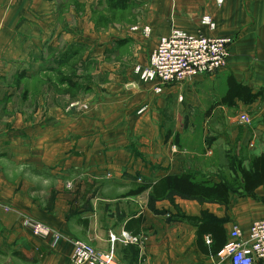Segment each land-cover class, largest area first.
Listing matches in <instances>:
<instances>
[{"label":"crops","instance_id":"obj_1","mask_svg":"<svg viewBox=\"0 0 264 264\" xmlns=\"http://www.w3.org/2000/svg\"><path fill=\"white\" fill-rule=\"evenodd\" d=\"M94 1L79 0L83 14L77 0H0V264H69L76 240L108 251L110 234L119 239L115 251L122 264H230L200 250L203 214L223 221L226 244L236 225L248 235L254 222L264 220V186L252 193L232 189L228 205L177 195L153 201L151 190L130 192L184 173L201 179L214 151L205 152L203 133L192 131L189 120L186 125L177 113L173 119L171 106L194 101L196 90L208 95L217 80L222 93L212 96V111L249 113L253 123L244 124L243 137L252 157L264 154V0H145L152 51L173 27L193 36L230 37L228 67L161 94L153 83L127 85L118 78L91 82L94 92L86 95L62 92L71 85L61 80L64 54V64L78 52L84 61H101L108 48L94 45L104 35L87 31ZM205 16L214 28L203 23ZM100 69L110 72L106 63ZM230 77L263 96L252 104L236 99L235 107L217 105ZM194 139L195 147L182 145ZM27 218L61 240L35 236L24 225ZM125 233L134 242H125Z\"/></svg>","mask_w":264,"mask_h":264},{"label":"rangeland","instance_id":"obj_2","mask_svg":"<svg viewBox=\"0 0 264 264\" xmlns=\"http://www.w3.org/2000/svg\"><path fill=\"white\" fill-rule=\"evenodd\" d=\"M77 1L78 13L84 14L85 9L79 6V0ZM145 6V0H133V6L130 10L111 13L107 9L106 0L94 1L93 6L89 8L91 16L86 24L87 31L104 35L103 40L94 42V45L95 47L106 45L108 48L103 53L104 58H101V61L98 60L99 58H94L92 62L84 61V56L78 52L69 62L67 61V64H64L68 56V54H64L66 56L64 58L61 57V65L67 70L65 68L61 70V80H68L71 82V85H68V89L62 88V92H64L63 90L69 93L77 92L79 95L83 91V95H86L87 93L94 92V86L90 85L91 82L97 85L100 80L103 82L116 78L127 85L135 82H144L141 75L137 72V68H144L143 66L147 63L150 52H153L151 50L153 41L151 38L147 39L150 32H147L146 29H150V27L146 22L147 12ZM206 18H210L211 20V17L205 16L203 20L204 24H206ZM79 26L77 24V31L83 30L84 25L82 27ZM207 26L211 28L210 25ZM173 29L179 28L173 27ZM129 34L139 35V37L134 36L135 39H133L129 37ZM140 34L144 35L146 40H142L140 37L143 36ZM101 63H106L109 66V73L105 74L100 69ZM90 66H92L91 70ZM85 68L86 71L83 70ZM217 82L211 85L210 90H207L208 95L204 97L199 96L201 95V90H192L196 96L194 101L187 102L185 99L184 103L179 102L177 104L174 102L171 106L173 107L172 114L173 119L175 113H177L178 120H181V117L185 118L186 125L188 123L192 124V131L198 130L199 133H203L206 153L208 150L214 151V161L212 162L211 160L210 163L206 159V169L205 171H200L198 174L199 178L211 181L216 178V180L227 182L231 189L238 190L241 182L238 169L239 167L247 168L249 166L248 163L252 158L250 152L253 148L250 147V142L243 137L246 127L240 121L242 114L239 115V110H227L228 115L221 108L212 111L213 105L216 102L213 101L215 98H212V96L214 93H222L220 82ZM81 106L83 112L89 110V106L83 104ZM184 112L187 113L186 117L183 114L181 115ZM244 114H248L252 118L249 113ZM187 120H189L188 123ZM181 130H187V127L185 126L184 128L182 126ZM233 132H236L234 138H232ZM195 140L193 142H182V145L188 146V148L195 147ZM182 145L180 146L181 148H183Z\"/></svg>","mask_w":264,"mask_h":264},{"label":"built area","instance_id":"obj_3","mask_svg":"<svg viewBox=\"0 0 264 264\" xmlns=\"http://www.w3.org/2000/svg\"><path fill=\"white\" fill-rule=\"evenodd\" d=\"M205 23L214 28L210 18ZM149 32L148 28L146 29ZM233 39L230 37H206L190 35L179 29H173L168 36L162 37L152 52L149 64L137 72L144 82L153 83L154 91L161 94L167 86H183L192 83L199 77L215 76L228 67L230 48ZM242 124L251 125L248 114L240 116ZM24 225L35 236L53 238L54 244L61 240V235L50 227L27 218ZM129 234H124V241L134 242ZM111 248L102 251L91 244L76 240L69 264H122L116 256L115 243L118 238L110 234ZM210 244V240H207ZM230 264H255L264 261V220L252 224L246 235L239 226H234L230 240L219 253Z\"/></svg>","mask_w":264,"mask_h":264},{"label":"trees","instance_id":"obj_4","mask_svg":"<svg viewBox=\"0 0 264 264\" xmlns=\"http://www.w3.org/2000/svg\"><path fill=\"white\" fill-rule=\"evenodd\" d=\"M107 9L111 13L125 12L132 8V0H106ZM261 93L252 94V90L235 81L228 79V91L217 105L235 107L238 99L246 104L256 102ZM240 186L246 193H252L264 186V154L252 157L249 169L239 167ZM151 190V198L160 201L177 195L182 198L197 200L200 203H217L228 205L231 187L227 182L215 183L207 179H198L193 173H184L180 176H168L156 184H142L130 192V196L139 195ZM207 236L210 244L206 245L204 237ZM198 246L207 256H217L226 246V235L223 221L217 220L208 213H204L198 228Z\"/></svg>","mask_w":264,"mask_h":264}]
</instances>
